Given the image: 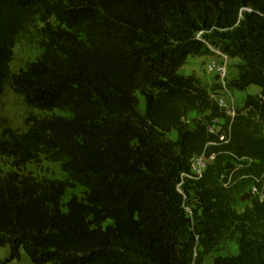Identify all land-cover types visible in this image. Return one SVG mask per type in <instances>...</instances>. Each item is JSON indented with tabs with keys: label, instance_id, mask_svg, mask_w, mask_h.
<instances>
[{
	"label": "trees",
	"instance_id": "1",
	"mask_svg": "<svg viewBox=\"0 0 264 264\" xmlns=\"http://www.w3.org/2000/svg\"><path fill=\"white\" fill-rule=\"evenodd\" d=\"M21 42L38 54L14 70ZM207 44L241 60L232 88H259L223 148L207 147L223 111L179 72ZM7 90L49 115L0 128L2 264L21 251L33 264H264V199L237 212L233 184L264 178V0H0V101ZM203 152L215 160L184 199L177 185ZM42 154L65 179L23 173ZM231 159L245 165L232 179ZM232 241L235 254L205 262Z\"/></svg>",
	"mask_w": 264,
	"mask_h": 264
},
{
	"label": "rangeland",
	"instance_id": "2",
	"mask_svg": "<svg viewBox=\"0 0 264 264\" xmlns=\"http://www.w3.org/2000/svg\"><path fill=\"white\" fill-rule=\"evenodd\" d=\"M38 54L36 49V44H29L27 42H21L14 49V59L11 63V67L14 70L24 66L28 61L33 60ZM210 50L205 54H191L188 56L186 63L180 68L179 72L184 75H193L197 77L201 83L207 88L208 92L215 91L220 88L219 81L214 72L210 71L209 66L207 65L211 59H209ZM219 63V61H217ZM241 64L239 58H231L227 62V82L228 87L232 88V82L237 78L238 65ZM259 88L257 86L251 85L245 90L240 91L238 89L231 90L233 92V97L237 103L238 108L242 106V103L246 95L256 96L258 95L257 91ZM141 106L143 107V102L141 100ZM57 113V112H56ZM49 114L42 113L36 109L29 108L25 105L23 99L20 96L15 95L12 91L7 90L1 98L0 101V128H9L15 132H22L25 129L27 119L31 117H43L48 116ZM201 115L191 112L186 117V122L190 128L194 127V120L199 119ZM168 138L171 140L176 139V132H171L168 134ZM223 148V145H219ZM229 165L227 170L230 171L229 177L234 176L239 172L245 165H242L237 160H229ZM0 165L5 171H12L10 166V161L6 159H1ZM23 173L26 175H32L38 178H48V179H57L62 180L66 178V175L60 168V160L58 158H53L50 154H42L41 161L38 163L28 164L24 169ZM233 183V180H232ZM241 188V193L236 197L235 210L241 212L245 206L249 205L251 198L259 197L260 200L264 199V178L254 183L249 179L244 177H238L234 183ZM82 188L74 187L69 189L66 199L72 195L78 197L82 196ZM247 194L249 199L243 200L242 197ZM238 251L237 245L235 242H229L223 245L218 246L205 257V262H211L215 256L218 255H231L235 254ZM8 253V248H0V264L5 259ZM9 264H33L29 257L23 252H20V259L18 261H13Z\"/></svg>",
	"mask_w": 264,
	"mask_h": 264
},
{
	"label": "built area",
	"instance_id": "3",
	"mask_svg": "<svg viewBox=\"0 0 264 264\" xmlns=\"http://www.w3.org/2000/svg\"><path fill=\"white\" fill-rule=\"evenodd\" d=\"M210 54L209 59L210 62L207 64L209 66L210 71L214 72L219 81V89L210 91V97L217 103V105L223 111V116L213 118L207 126V132L212 135L215 140L209 142L207 147L217 146V145H226L229 143L231 136V126L234 121L235 116L237 115V103L233 97L234 88L228 87L227 82V62L231 57L221 50L220 48H216L213 45L207 44ZM219 61V63H217ZM216 154L211 153L207 155L203 152L200 155H195L190 160V170L188 173H184L181 176V181L177 185V191L181 193L186 199V195L183 191V185L186 181L195 182L200 179L205 172L207 166L212 164L215 160ZM195 201H198L195 199ZM185 210L189 216H191V212L189 211V207L186 206Z\"/></svg>",
	"mask_w": 264,
	"mask_h": 264
},
{
	"label": "water",
	"instance_id": "4",
	"mask_svg": "<svg viewBox=\"0 0 264 264\" xmlns=\"http://www.w3.org/2000/svg\"><path fill=\"white\" fill-rule=\"evenodd\" d=\"M228 168V165L226 167V169ZM243 200H246V199H249V195L245 194L243 197H242Z\"/></svg>",
	"mask_w": 264,
	"mask_h": 264
},
{
	"label": "crops",
	"instance_id": "5",
	"mask_svg": "<svg viewBox=\"0 0 264 264\" xmlns=\"http://www.w3.org/2000/svg\"><path fill=\"white\" fill-rule=\"evenodd\" d=\"M257 93H259V90L257 91Z\"/></svg>",
	"mask_w": 264,
	"mask_h": 264
}]
</instances>
